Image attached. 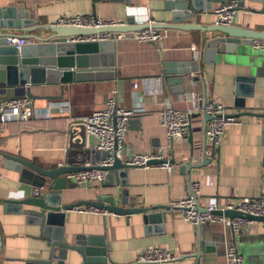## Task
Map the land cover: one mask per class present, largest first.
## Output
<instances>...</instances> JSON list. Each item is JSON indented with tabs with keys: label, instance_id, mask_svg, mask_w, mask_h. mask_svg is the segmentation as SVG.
Wrapping results in <instances>:
<instances>
[{
	"label": "crops",
	"instance_id": "0c3cea01",
	"mask_svg": "<svg viewBox=\"0 0 264 264\" xmlns=\"http://www.w3.org/2000/svg\"><path fill=\"white\" fill-rule=\"evenodd\" d=\"M169 1L173 0H0V9L22 7L37 26L31 32L44 36L46 33L38 27L53 24L62 15H95L120 23L131 20L132 25L168 23L171 16L166 4ZM224 1L212 2L208 8L204 0H199L197 6L203 9H197L190 20L212 26L216 20L214 10ZM262 6V0H245L244 9L237 10L234 25L258 29V24L264 21V14L259 12ZM30 28L14 32L25 36ZM161 30L162 40L158 45L131 37L115 41L114 64L110 71L114 77L79 80L64 84L63 90L59 83L26 84L16 88L0 86V99L26 93L29 86L35 112L27 121H12L0 127V153L23 158L43 168L72 164L83 153L87 161L94 157L99 161L101 153L94 148L93 138L84 133L81 125L72 122L71 117H83L101 109L115 84L122 88V107L130 108L140 101L145 104V111L138 115L139 121L128 124L125 151L152 153L166 142L158 111L161 101H169L177 109L191 111L187 136L173 143L171 156L175 170L133 167L122 179L127 185V197L135 200V206L160 207L150 212L158 216L144 221L142 214L127 216L70 210L64 221V238L74 242L77 236H82L79 240L84 245L90 240L92 247L105 246L108 249L104 256L106 261L94 264H146L137 263L135 256L150 246L179 254L172 261L156 264H227L225 251L232 244L243 264H264V222L253 221L234 231L221 222L205 221L199 230L177 212L166 209L171 199L185 194L189 182L200 185L198 203L201 207L210 202L224 205L243 197L264 198V119L239 115L247 111L264 113V54L250 45H241L232 54H217L210 63L200 47L198 30ZM192 47L200 52L196 61ZM192 62H197V70L186 75L179 85H170L164 78L165 68H170L168 65ZM204 91L206 99L223 104L241 121L239 125L224 128L214 150L209 141L204 145L203 113L193 111L198 102L205 99ZM204 157L206 163L200 165ZM5 163L6 159L0 154V264L45 259L47 241L39 237L38 225L16 211L18 205L14 202L34 195L36 187L23 182L20 174L7 168ZM188 163L200 166L190 171L186 166L181 169V165ZM117 179L107 172L101 181L80 187L68 178L70 187L62 191L63 201L105 196L122 188L116 186ZM48 193L46 187L39 188V196ZM22 209L27 206L23 205ZM67 256L65 264H81L77 253L68 252Z\"/></svg>",
	"mask_w": 264,
	"mask_h": 264
},
{
	"label": "water",
	"instance_id": "95a60500",
	"mask_svg": "<svg viewBox=\"0 0 264 264\" xmlns=\"http://www.w3.org/2000/svg\"><path fill=\"white\" fill-rule=\"evenodd\" d=\"M199 0H173L166 4L170 10V22L153 23V27L158 29H182L198 30L201 33L200 47L209 57L210 63L214 61L215 56L232 54L237 46H251L252 39H264V21L258 24V29L251 30L237 25L221 26L213 24L212 26L199 25L190 20L197 9H203L197 6ZM206 7H210L212 2H222L224 0H204ZM258 1V0H249ZM237 10L244 9L245 0H236ZM260 13L264 14V0ZM95 17V15H93ZM185 19V21H184ZM131 20L127 23L114 25H104L97 28H82L74 26H61L56 24H47L40 26L46 35L40 36L33 34L37 26L35 21L29 18V13L22 7L8 6L0 9V86L3 87H22L26 84L41 85L44 83H59L61 90L64 84L74 83L79 80L93 79L100 77H114L111 73V67L114 64V43L113 41L99 42H76L67 41V38L74 36L90 35L96 33H125L127 37L132 36V32L141 30L147 25H132ZM31 27L25 36L16 35L14 31L22 28ZM18 37L32 39L30 44L22 45L17 48L8 44L7 37ZM201 64L199 63L198 66ZM170 68H165L164 78L170 85H179L183 78L191 71L197 70V62L192 63H172ZM166 67V66H165ZM251 77V76H250ZM198 79L197 76L194 77ZM249 78V77H247ZM252 78V77H251ZM251 80V79H250ZM20 95L31 96L30 89ZM239 94V93H237ZM17 96V95H15ZM206 98V91H204ZM238 105L242 103L237 100ZM239 115H250L264 119V113L242 112ZM204 122L209 118L203 113ZM237 116V115H234ZM139 121V116L132 117L128 124H134ZM82 128V127H81ZM83 129V128H82ZM190 129V125L188 127ZM191 134L188 139L190 140ZM204 145L206 138L204 135ZM264 143V137H263ZM205 150V149H204ZM214 150V149H213ZM91 152V151H90ZM101 153L100 159L107 156L106 151H97ZM95 153V151H93ZM6 159V167L13 169L20 174L21 180L31 183L36 188L46 187L48 194L42 196L32 195L25 199L15 200L18 205L16 211L22 212L26 220L38 225L39 237L47 241L48 253L45 259H28L25 264H65L68 252H75L81 257V264L103 263L106 261L108 249L103 247H92L90 240L84 245L82 236H77L74 242H68L64 238V221L69 216V211L77 206H91L106 213L115 215L142 214L144 221L158 216V213H150L160 207H137L135 200L127 197L126 184L122 180L132 166L123 162L120 158L113 157L112 163L108 166H95L97 159L94 157L87 161L86 153L78 156V164H59L50 168H43L23 158L10 154L0 153ZM172 163L173 160L171 161ZM206 163L204 157L201 164ZM200 165H181L188 171L191 168H197ZM91 168H103L110 174L117 177V185L122 188L115 189L105 196L97 195L93 200L63 201L64 189L69 186L68 174L75 173ZM74 181V179H72ZM121 180V182H119ZM75 182V181H74ZM56 191V193H50ZM27 209L23 210L22 206ZM226 217H243L247 220L264 222V216H254L243 214L236 210L225 209L216 211ZM201 224L197 225L200 230ZM204 243L201 241V244ZM2 252V235L0 232V258Z\"/></svg>",
	"mask_w": 264,
	"mask_h": 264
},
{
	"label": "built area",
	"instance_id": "2783aa9c",
	"mask_svg": "<svg viewBox=\"0 0 264 264\" xmlns=\"http://www.w3.org/2000/svg\"><path fill=\"white\" fill-rule=\"evenodd\" d=\"M236 0H226L220 4L215 10L216 20L214 24L221 26L234 25L237 14ZM61 26H74L82 28H97L104 25L120 24V22L106 21L94 16L84 15H62L59 16L55 23ZM153 22H149L147 26L141 30L132 32L131 38L158 45L162 40V30L152 26ZM127 37L125 33H96L90 35L74 36L67 38V41L76 42H99V41H117ZM8 44L20 48L22 45L30 44L28 38L7 37ZM252 48L264 54V39H252ZM199 50L192 47V56L194 60L199 58ZM133 86H136L134 81ZM121 86L115 84L108 93L104 106L97 109L89 115L83 117H71V121L82 126L84 133L94 140V148L98 151H106L107 156L100 159L95 166H108L112 163L113 157L120 158L126 164L140 169L161 168L168 172L175 170V164L171 153L175 140L184 139L188 134L190 125L191 111H182L175 108L169 101H161L159 103V121L165 130L166 142L163 146L158 147L152 153H128L125 151L124 139L128 127V120L138 116L145 111V104L140 101L133 107L124 108L121 106ZM193 111H200L209 116L204 125V135L206 141L214 146L219 142L224 128L228 125H239L241 123L237 116L228 112L226 107L211 99H201L193 108ZM35 115L33 104L29 96L17 95L0 99V127H4L8 122L27 121ZM107 174V170L103 168H91L67 176L74 179L75 183L80 187H87L92 181H101ZM41 189V188H40ZM200 193V185L198 182H189L186 192L182 197L171 199L166 209L177 212L184 220L193 225L202 224L205 221H218L225 226H229L234 231L247 226L252 220L243 217H226L218 214V210H236L243 214L254 216H264V198L243 197L236 201L226 202L220 205L216 202H210L203 207L199 206L198 195ZM34 194H39V188L34 190ZM72 210L85 211L92 213L105 214L104 210H100L91 206H77ZM179 257V254L166 248L147 247L139 251L135 256L137 263L156 264L172 261ZM225 259L227 264H243L242 257L238 253L235 245H229L225 251Z\"/></svg>",
	"mask_w": 264,
	"mask_h": 264
}]
</instances>
